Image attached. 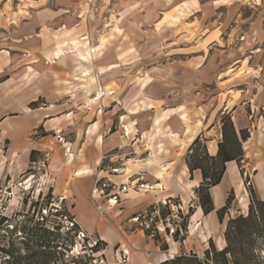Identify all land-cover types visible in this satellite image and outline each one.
<instances>
[{
    "label": "rangeland",
    "instance_id": "1",
    "mask_svg": "<svg viewBox=\"0 0 264 264\" xmlns=\"http://www.w3.org/2000/svg\"><path fill=\"white\" fill-rule=\"evenodd\" d=\"M2 78L14 79L21 95L34 97L32 108L67 102L64 107L75 110L72 125L119 134V146L100 152L84 201L104 204L105 209H97L120 237L109 245L97 230L79 223L74 211L83 200L69 190L71 167L81 162L79 157L87 161L90 153L71 148L77 133L64 129L59 140L66 141L67 148L52 145L34 154L18 174L0 173V264H27V259H50L49 264H162L181 252L203 255L210 240L222 249L226 243L222 248L218 244L225 239L228 219L248 212L246 195L250 197L254 188L244 167L254 154L249 144L247 156L236 161L242 186L238 182L236 192L227 191L225 204L231 193L233 199L223 222L213 215L208 218L209 233L195 232V212L189 214L196 207L193 201L185 205L179 196L166 197L141 207L125 193L130 186L140 190L156 182L157 165L146 160L151 153L173 177L187 141L193 139L190 135L196 136L207 118L216 130L231 115L237 126H248L250 136L258 130L252 142H264V0H0ZM42 132L38 128L33 136ZM175 133L180 136H172ZM1 139L0 172L15 159L9 155V140ZM65 151L80 153L72 166L64 165ZM262 161L259 158L256 166ZM129 164L134 171L126 176ZM105 182L111 185L103 187ZM114 184L118 203L111 206ZM125 184L128 189L123 191ZM222 189L221 183L213 189L217 205ZM195 194L198 197L196 189ZM64 214L74 216L78 224L70 228ZM44 227L52 232L42 231ZM24 228L43 232L52 240L50 246L26 240ZM81 228L86 237L78 233ZM130 235L142 236L140 246L127 241ZM122 240L134 261L122 249ZM160 254L166 259H157Z\"/></svg>",
    "mask_w": 264,
    "mask_h": 264
},
{
    "label": "crops",
    "instance_id": "2",
    "mask_svg": "<svg viewBox=\"0 0 264 264\" xmlns=\"http://www.w3.org/2000/svg\"><path fill=\"white\" fill-rule=\"evenodd\" d=\"M13 80L9 81V79L6 80L3 78L0 80V137L2 139L9 140V155L10 158L15 159L12 164L7 165V168L2 169L0 173L3 175L5 172L7 175L11 176L16 175L26 169L31 161L33 151L35 154H38L39 152H46L49 147L51 148L52 145L59 147L66 146L67 148L69 144H66V141L62 142L59 140V138L66 134V130L73 128L77 133V142H71L70 147H76V150L80 152L83 149H86V151L90 153L88 154L87 158L85 157L87 161L82 162L84 160H82L83 158L79 157L80 153H77V155L75 154V156H73L65 151L66 158L64 165L67 167L74 164L76 156L81 160V162L76 163V167H71L73 172L70 174V180H73V183H71V188L69 190L73 192L74 195L79 193L77 197L75 196V198L83 200V203H79L75 207L74 212L81 226L90 231L97 230L100 233L101 238L107 241L109 245H113L117 238L120 237L119 232L108 225L106 218L101 215L97 209L98 207L99 209L103 210L106 208V206H103L104 204L102 205V203H99V206H96L93 202L88 200L85 202L84 200L86 199V196L92 188L93 182L95 180L93 175L96 173V170L99 166L100 152L104 151L105 153H109L114 148L119 146L121 143V140L118 137L119 134L111 131L108 133L104 131L103 134H101L97 132V127L94 126L95 128L85 129L82 123H74V125H72V123H69V121L73 118L72 116L74 115L75 110L69 112L68 110L70 108L64 107L65 104L67 105V102H51L49 106L32 108L30 104L35 102L36 99L34 97L28 98L23 94L21 95L19 92V85L14 83ZM8 85H11V90L7 89L9 88ZM42 96L44 95L42 94ZM212 122L213 121L209 122V118H207L204 121L203 127L199 128L196 136L194 134L190 135V138L193 139L187 141V144L183 149L185 150V157H181L182 159H180L178 163L179 165H177L173 172V177H170V172L168 170L167 172H163L161 170L165 168V166L162 164V159H160V157H154V154L151 153L152 155L146 160L148 164L157 165L155 170L156 182L154 184L151 182L147 183L148 185L152 186L150 189L129 190L127 193H125V195L131 197L134 201H137L138 204L136 205H141V207L155 201H162L166 197L171 200V197L179 196L183 201V204H185V202L188 204L189 202L193 201L195 202L196 207L192 218L193 220L191 219V222L193 221L195 232L198 231L209 233V228L206 227L208 218L213 215L217 219L218 216L216 210L225 205L227 191L229 189H233L236 192L238 182L241 185L240 180H243L238 163L235 160L228 161L226 163V171L220 182L223 184V189L221 191L222 202L220 205H217L214 200L213 189L218 185L217 184L210 189L215 209L208 214H204L203 209L200 206L199 198L195 194V189L203 181V175L200 169H196L193 172V176H191L186 161V152L188 151V148L192 144L193 140L197 136H201V138L206 139L205 143L207 145L209 154L217 155L219 142L222 139V129L219 126H216L215 130L213 128ZM235 127L237 130H239L240 128L248 126H237L235 124ZM38 128L43 131L42 134L33 136L38 132ZM183 132L182 136L186 139L185 133ZM257 133L258 130H256L255 135L254 132H252L251 136L243 144L245 157L247 156V144H249V147L254 150L253 156L246 158L247 165H244V167L247 169V175H251L252 183L258 196L264 200V161H262L258 167L256 166V163L259 162V158L260 160L264 158V142L259 143L258 139H255V141L252 142L254 137L256 138ZM80 135L82 139L78 141ZM166 151H168V149ZM16 154L18 155V158L16 157ZM169 164L170 165L166 167L167 169L171 165H174V162ZM129 168V173L126 176L130 175L134 171V169H131L130 164ZM157 170L161 171L158 172ZM231 170L232 173H229ZM226 182L228 183L227 186L225 185ZM158 183H161L163 187L154 188L153 186L157 185ZM246 196L247 197L244 206L247 207V201L250 202L249 192ZM150 197L154 198V201H147ZM129 237L130 240L127 241H130L129 243H131L133 247L140 246L142 240L141 235H130ZM121 243L122 249H124V251L129 254V258L134 261L133 259H135V256L132 254L127 243L124 240H122ZM225 243V239L221 237L218 246L222 248ZM157 259H166V255L160 254Z\"/></svg>",
    "mask_w": 264,
    "mask_h": 264
},
{
    "label": "trees",
    "instance_id": "3",
    "mask_svg": "<svg viewBox=\"0 0 264 264\" xmlns=\"http://www.w3.org/2000/svg\"><path fill=\"white\" fill-rule=\"evenodd\" d=\"M250 137L248 127L236 129L231 115L222 120V139L219 142L217 155L209 154L207 145L197 136L188 149L187 164L193 176L196 169H200L203 181L196 188L200 206L204 214L215 209L210 192L211 187L219 184L226 171V163L235 160L240 163L245 157L243 144ZM32 152V157L34 155ZM250 202L247 213H239L230 217L226 224V246L219 249L210 240L209 247L203 255L195 252H181L174 257L165 260L162 264H264V200L256 190L250 187ZM233 193L229 195L226 204L217 209V215L221 222L232 204ZM194 209H190L192 215ZM44 232H52L44 227ZM26 240H31L40 247L48 248L52 240L36 230H26ZM166 249V248H164ZM50 259H27V264H49Z\"/></svg>",
    "mask_w": 264,
    "mask_h": 264
},
{
    "label": "built area",
    "instance_id": "4",
    "mask_svg": "<svg viewBox=\"0 0 264 264\" xmlns=\"http://www.w3.org/2000/svg\"><path fill=\"white\" fill-rule=\"evenodd\" d=\"M109 185H111V184H107V182L103 183V187H106ZM114 189H116L115 184L113 185V190L110 192V194H113V196H111L108 201H110V200H112V198H114V199H116V201L118 203V196H117V194H115ZM122 189H123V191H125L128 189V186L125 184ZM96 191L100 192L99 188H97ZM101 191H103V189H101ZM94 192H95V190H94ZM64 218H65V223L67 222L71 225L70 228L75 227L78 224V221L74 216L69 217L67 214H64ZM78 233L80 234V236L82 235L83 237H86V233L84 232V230L82 228L80 231L78 230Z\"/></svg>",
    "mask_w": 264,
    "mask_h": 264
},
{
    "label": "bare ground",
    "instance_id": "5",
    "mask_svg": "<svg viewBox=\"0 0 264 264\" xmlns=\"http://www.w3.org/2000/svg\"><path fill=\"white\" fill-rule=\"evenodd\" d=\"M94 50V49H93ZM62 54V52H58V56H60ZM172 136H177V137H179L180 136V134L179 133H175L174 135L172 134ZM125 169L126 168H123V169H121V170H118L120 173H122L123 171H125ZM128 181V180H127ZM146 187V188H145ZM150 187H152V186H150V185H148V184H144V185H141V189H147V188H149L150 189ZM154 188H161V187H163V185L161 184V183H158L157 185H155V186H153ZM129 190H135V188H134V186H130V189H128V191ZM117 204V201H116V199H114V198H112V200H110V204L109 205H111V206H114V205H116ZM109 208V207H108Z\"/></svg>",
    "mask_w": 264,
    "mask_h": 264
}]
</instances>
